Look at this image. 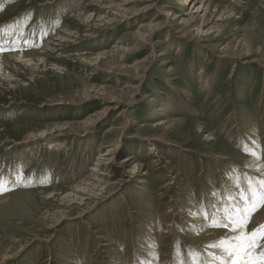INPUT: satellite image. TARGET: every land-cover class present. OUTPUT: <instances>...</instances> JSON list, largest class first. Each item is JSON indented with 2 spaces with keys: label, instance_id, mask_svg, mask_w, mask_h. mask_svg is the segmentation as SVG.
<instances>
[{
  "label": "rangeland",
  "instance_id": "1",
  "mask_svg": "<svg viewBox=\"0 0 264 264\" xmlns=\"http://www.w3.org/2000/svg\"><path fill=\"white\" fill-rule=\"evenodd\" d=\"M0 177V264L244 258L204 232L264 225V0H0Z\"/></svg>",
  "mask_w": 264,
  "mask_h": 264
},
{
  "label": "snow or ice",
  "instance_id": "2",
  "mask_svg": "<svg viewBox=\"0 0 264 264\" xmlns=\"http://www.w3.org/2000/svg\"><path fill=\"white\" fill-rule=\"evenodd\" d=\"M260 183L262 186H264V181H261ZM4 187L5 180L3 177H0V194H2L4 191ZM260 200L264 201V192H261ZM248 203L249 207L241 209V215L239 217H227V223H214L213 226L226 227L227 224H233L236 226L233 228L234 232L240 228H243L250 217L251 212L257 210L259 207V202L254 198H250ZM237 207L239 208L240 206ZM232 239L233 241H236L235 246H225L224 243L221 242L222 250L229 257L246 256L250 258L251 264H257L255 259H251L250 249L253 247L254 242L264 239V225H262L260 228L253 229L250 234L245 233L244 235H234ZM221 264H225V262L221 260ZM260 264H264V253H261Z\"/></svg>",
  "mask_w": 264,
  "mask_h": 264
},
{
  "label": "bare ground",
  "instance_id": "3",
  "mask_svg": "<svg viewBox=\"0 0 264 264\" xmlns=\"http://www.w3.org/2000/svg\"><path fill=\"white\" fill-rule=\"evenodd\" d=\"M125 1V0H124ZM188 9V11H191L192 9H194V6H189V8H187ZM170 15V14H169ZM171 16H173V15H171ZM65 39V38H64ZM58 40V39H57ZM56 43H54L53 44V46L55 45ZM47 46V45H46ZM58 46V45H57ZM53 48V47H52ZM46 49V48H45ZM145 125V124H144ZM112 131V130H111ZM109 153H110V151H107L106 150V152L105 153H103V154H99V156H98V159H102L103 158V160H104V158L106 159V157H108L109 156ZM108 160V159H107ZM245 208V207H244ZM180 214V213H179ZM188 217L185 219V220H187L188 221ZM260 220V219H259ZM261 222V221H260ZM260 222H257V224H259ZM231 225V224H230ZM198 230V229H197ZM231 231V230H230ZM164 233V231H162L161 232V234H163ZM204 235H210L211 237H218L217 238V240H222L221 242H223V243H227V244H229V245H231V246H235V243H236V241H233V239H232V237L234 236V235H243V231L242 230H240V229H238L237 231H233V229H232V231L227 235H225V234H221L220 233V235H217L216 234V232L215 231H205L204 232ZM217 242V241H216ZM227 246V245H226ZM251 253V252H250ZM257 257V256H256ZM251 259H255V257H253V255H251ZM229 260V259H228ZM227 262H229L230 264H234V262H235V264H251V260H250V258L249 257H244V258H235V259H233V260H229V261H227ZM228 264V263H227Z\"/></svg>",
  "mask_w": 264,
  "mask_h": 264
}]
</instances>
